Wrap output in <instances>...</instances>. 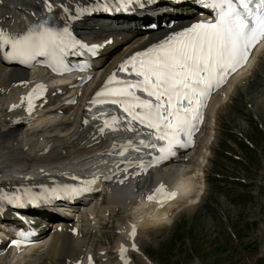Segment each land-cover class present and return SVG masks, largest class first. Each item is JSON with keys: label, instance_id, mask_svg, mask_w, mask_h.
Wrapping results in <instances>:
<instances>
[{"label": "bare ground", "instance_id": "6f19581e", "mask_svg": "<svg viewBox=\"0 0 264 264\" xmlns=\"http://www.w3.org/2000/svg\"><path fill=\"white\" fill-rule=\"evenodd\" d=\"M37 5V0H1L0 19L5 23H9L11 20L22 22L25 17L31 18L29 16V11H31V7H36ZM165 7L166 4L159 5L157 10L161 9V13L166 15L168 13L164 12ZM172 12L175 16L182 19H187V17L191 15L189 10L185 11L181 5L176 6ZM140 18L141 17L134 16H113L110 18L90 16L77 23L76 28L81 33L91 38L101 40L109 35L113 38L111 43L104 46L100 55L93 59V62L97 64L96 68L101 71V75L112 68L122 55L144 42L147 31L141 28V24L145 22H138L137 19ZM159 31L157 26L156 30L148 32L147 36H151ZM25 76L26 72L24 70L17 69L13 66L7 67L0 63V157H2L4 161H12L21 166H29L33 163H38L39 166L33 173L40 174V167L42 169H47L48 167L45 166L44 163L49 160L64 157L66 155H71L75 158L85 157L99 151L108 144L104 139H99L97 142L89 144V142L92 140L95 141V139L91 138L92 132L88 129H84L80 124L78 120L79 115L76 116L79 106H76V104L67 106L58 104V101L52 104L49 110L51 113L43 117L51 121L49 124H46L49 125L48 127H46V125L37 126L35 124V121L39 117L31 119L26 125L24 123H22L23 125L15 124L13 122L15 119L14 115H8L9 112L7 111L8 102L5 101L8 96L7 89L9 88V90H12L13 82L24 79ZM263 79L264 50L261 56H257V60L253 63L252 68L234 77L223 89L225 92L230 87H233V89L229 91V97L219 102L215 107L216 100L214 99L212 101L211 104L214 109H209L208 112L213 116L214 114L217 116L216 120L218 126L222 119H232V114L234 112L230 111L232 107L231 103L236 100L238 96L244 95L251 103L253 113L256 115L258 123L264 129V113H260V115H262L260 119V116L257 115V112L261 110V105H264V92L259 86ZM56 80L60 82V80L63 79L54 78L51 79L50 82ZM87 87L88 84H85L83 88L87 89ZM55 88L56 87L51 88V91L55 90ZM249 88L252 89V93L246 95L245 91ZM253 100L256 102L255 106ZM58 109H61V113L57 112ZM214 128L211 122L208 123L205 127L207 134L201 135L198 147L186 154L183 153L180 156L181 158H179L180 160L170 161L163 166L164 168H171L179 165V167L183 169L184 165L189 164L193 167L192 172L188 174L181 172L178 175L176 181L178 196L175 199L165 202L161 207L152 201L142 200L140 197L135 201V205L147 207L148 212H152L157 219L155 222L148 223L144 221V219L143 221H139L137 217H134V220H138L136 222L139 224L137 238L141 250H144L142 244L147 238H151L152 241H155L157 240L155 236L159 235L167 228L165 220L170 217L172 210L180 205H184L175 216L174 222H176L181 214L195 210L196 206L200 203L201 198L199 197V199H196L197 193L187 195L186 192L190 188V177H194L201 168V161L205 156V144L210 140V131L212 129L214 130ZM215 132V138H213L212 142L216 141V138H218V127H216ZM89 145H91V147H89ZM45 147H47V150L44 152L43 149ZM185 155H187L186 160H183ZM206 164H209V160H206ZM204 168L205 167L202 166L203 170ZM148 179L149 176L147 175L143 179H138V188L142 187ZM97 198L98 195L93 198L91 207L87 208L82 205V207L87 210L86 212L80 211L75 214V216L79 217V226L81 229V233L77 235H72L69 232L71 225L68 226V221L70 220L76 221L78 225L76 219H66L47 210L32 211L31 216L33 218L36 217L35 214L37 213H42L49 218V220L45 222L41 223L36 221V223L41 235L47 232L51 233L50 239L44 247L33 249L34 251H32L29 257L22 256V258H19L17 264H64L67 258L76 257L81 250L83 245L82 240L86 233L81 226L84 220L83 216L86 213H93L97 211L98 208H101L100 212L107 210L108 213H112L115 206H126L131 204V200L122 199L110 194H103L101 201ZM77 203L87 204V202L84 201H78ZM162 215H164V217ZM7 220L15 221L11 214L8 215ZM57 224H60L59 230L55 228ZM143 264L145 263L143 262ZM191 264H198V261L195 260Z\"/></svg>", "mask_w": 264, "mask_h": 264}, {"label": "rangeland", "instance_id": "374dc122", "mask_svg": "<svg viewBox=\"0 0 264 264\" xmlns=\"http://www.w3.org/2000/svg\"><path fill=\"white\" fill-rule=\"evenodd\" d=\"M261 85L260 89L264 92V79ZM251 90L249 88L245 91L246 95L252 93ZM247 102L248 98L238 96L235 110L239 113L230 121H223L224 128L232 130L235 134L242 133L249 139L248 142L253 144L245 147L243 138L238 143L246 161H223L213 169L226 170L228 175L240 178L245 176L249 182L243 189L248 192L249 197L238 205H232L220 194L234 196L240 191H229L233 188L229 182L216 183L218 190L208 191L203 197V203L195 210L187 211L191 215L181 214L166 235L144 243L148 257L158 264H191L195 260L199 264H264V129L251 111L240 113V106H246L247 110ZM253 102L255 106V100ZM261 112L264 113V105H261V110L257 112L259 119ZM246 113L248 115L245 116ZM246 117L250 121L248 124L243 123ZM224 136L225 133H222L219 138ZM244 150H251L250 155ZM250 221L249 229L243 228ZM115 225L116 221L112 218V221L106 224L110 231L107 234H116ZM106 236L104 232H100L90 241L104 243ZM135 264L139 262L136 261Z\"/></svg>", "mask_w": 264, "mask_h": 264}]
</instances>
